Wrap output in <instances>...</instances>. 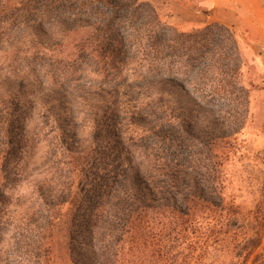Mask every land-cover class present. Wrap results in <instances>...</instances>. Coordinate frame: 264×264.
Instances as JSON below:
<instances>
[{
	"label": "trees",
	"instance_id": "1",
	"mask_svg": "<svg viewBox=\"0 0 264 264\" xmlns=\"http://www.w3.org/2000/svg\"><path fill=\"white\" fill-rule=\"evenodd\" d=\"M148 8L141 0H0L1 49L10 50L0 74V243L8 225L3 220L4 188L22 174L17 167L26 161L23 153L35 148L39 125L52 133L49 146L56 147L61 159L58 185L51 190L34 186L36 210L14 229L8 245L18 260H4L0 248V264H151L173 257L167 247L174 233L175 241L186 240L187 232L222 230L240 221L215 184L214 123L208 120L207 127L197 128L192 120L197 113L211 116L210 110L175 81L191 71L201 79L215 74L220 82L214 90L229 93L226 61L233 34L217 25L189 34L170 29L169 34ZM145 12L148 19L141 20ZM22 27L30 34H19ZM58 29L88 33L74 45L68 65L47 56L44 46L57 40ZM216 47L219 58L213 61ZM21 62L22 70L10 67ZM87 66L101 85L90 86L83 110L75 112L72 102L65 101L63 119L53 99L58 90L44 83L56 85L59 81L53 79L63 74V80L75 84ZM127 76L134 84L144 81L143 87L128 85ZM121 81L130 90L149 88L150 105L143 108L128 92L122 100L116 87ZM165 87L182 90L191 108L177 112L162 98ZM95 100L106 104L105 115ZM35 108L43 120L36 122L31 115ZM142 108L153 124L127 140L135 118L146 120ZM146 134L150 144L143 151V164H137L133 154ZM66 206L68 218L58 226L57 216ZM154 246L167 249L156 252Z\"/></svg>",
	"mask_w": 264,
	"mask_h": 264
},
{
	"label": "rangeland",
	"instance_id": "2",
	"mask_svg": "<svg viewBox=\"0 0 264 264\" xmlns=\"http://www.w3.org/2000/svg\"><path fill=\"white\" fill-rule=\"evenodd\" d=\"M141 1L149 5V8L146 9L147 12H151L150 9L154 10L160 22L169 29V34H171L170 29L189 34L217 25L227 28L229 30L227 32L233 34L235 42L234 45L231 37L227 49L228 55L231 57L226 61L228 72L226 81L232 86L229 88V93L214 90L219 87L220 82V78L215 74H209V77L205 76V79H201V75H196L191 71L184 77H175V81L177 84L184 85L188 94L199 101L203 108L210 110L211 116L197 113V115H192V120L196 123L197 128L207 127L208 120H212L214 123L211 151L214 156H212L214 167L219 171L215 175L217 176L215 184H218L217 188L222 194L224 204L230 208V211L240 214V221H231L222 230L187 232L186 240L175 241L177 235L174 233L170 239L172 244L167 247L172 251L173 257L161 258L151 264H264V0ZM147 16L148 14L145 12L141 20L148 19ZM25 32L30 34L31 31L22 27L19 34ZM228 33L225 35L230 36ZM86 35L88 33L84 30L67 33L58 29L57 35H55L57 40L47 42L49 45H44L49 49L47 56L50 57L52 54L58 62L68 65V61L75 52L74 45ZM217 38L220 36L217 35ZM1 46L4 45L0 43V74L4 75L7 66L5 56H10V50L6 47L1 49ZM218 52L217 47L214 48L211 60L215 61L219 58L218 55H215ZM24 65L21 62L20 66L10 67L22 70L21 67ZM83 71L85 75H81L75 84L70 83V80H63L61 78L63 74H58L53 79L59 81L56 85L44 83V85H48L46 88L51 87L58 90L53 99L58 100L55 108L63 119L67 118L65 101L72 102L75 112L83 110L82 103L86 100L83 101V99L88 98L90 86L101 85L100 80L90 74L91 67L87 66ZM122 79H126V73ZM127 80L128 85L131 84L133 87H143L144 85L142 80L134 84L130 76H127ZM50 82L52 83L51 79ZM198 83H200L199 86ZM77 85L79 88L74 87ZM116 87L124 96L122 100H127L125 93L128 92L131 93L133 99L139 100L138 105L142 104L141 106L144 108V105L148 104L146 93L150 92L149 88L130 90L122 85V81L117 83ZM162 94V98L177 108V112L179 108H191L189 98L178 88L165 87ZM95 103H99V106L101 103L99 111L101 115H105L106 104L98 100H95ZM143 108L141 110L147 122L136 117L135 123H133L135 130L131 126L127 140L129 138L136 139V133L140 134L144 129L148 130L153 124V120L149 117L150 113L148 115V112ZM40 114L38 108H35L31 113L36 118V122L39 118L43 120ZM81 120H85V116H82ZM34 126L37 127V125ZM41 126L42 124L34 130L35 148L28 149L26 153H23L27 162L25 161L17 167V170L22 174L16 179L8 181L4 188L3 220L8 223L2 233L0 243L1 251L5 253L3 254L4 260H18V257H15L16 254H11V249H9L11 246L8 244L12 240V235H16L14 229H18L19 220L21 223L25 222L23 219L26 218V215L33 214L36 210L34 186L43 185L45 190L46 188L51 190L59 183L61 159L56 147L49 146L52 133L48 134L46 128L40 129ZM69 132L75 134L74 129L73 131L69 129ZM86 132L83 131V133ZM46 135L47 138L44 137ZM43 138H46L45 142H40L39 139ZM142 143L136 144L135 154L132 158V161L137 164L144 162L143 151L145 146L150 144L148 134L145 135ZM125 145L131 146V142H125ZM128 160L131 161V158L129 157ZM68 209V206L62 209L57 216L59 221L55 224L63 226V222L68 218ZM22 227L24 228L23 224ZM57 231L60 233L56 236H60L61 230ZM197 236L203 238L202 241H196L194 238ZM162 246H154L153 249L156 252L163 251L165 247ZM15 248L18 249V247ZM180 252L184 254L179 255ZM135 263L139 264V261L135 260Z\"/></svg>",
	"mask_w": 264,
	"mask_h": 264
}]
</instances>
